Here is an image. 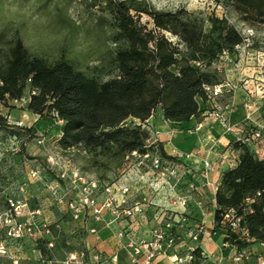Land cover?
Wrapping results in <instances>:
<instances>
[{"label":"trees","instance_id":"obj_1","mask_svg":"<svg viewBox=\"0 0 264 264\" xmlns=\"http://www.w3.org/2000/svg\"><path fill=\"white\" fill-rule=\"evenodd\" d=\"M227 1L244 25L264 29V0ZM90 7H100L113 21L106 20L117 45L116 75L103 80L78 70L65 58L50 63L32 55L19 35L10 38L0 29V104L10 108L11 102L22 101L29 91L30 113L51 115L63 123L59 143L64 151L108 156L118 162L117 170L134 152L176 160L165 152L163 143L149 144L150 119L161 112L175 126L192 119L202 122L206 112L213 110L205 88L222 83L216 66L225 54L237 52L243 34L226 18L212 16L206 28L184 10L159 11L140 0H91ZM143 16L150 24L142 23ZM130 119L136 124L129 126ZM8 128L0 109V131ZM226 151L236 157L234 165L222 172L216 192L214 232L225 234L223 214L237 210L250 240L230 234L224 242L247 250L254 243L264 244V159L252 144L236 137L230 138ZM258 194L254 203L246 205ZM60 231L55 230L58 236ZM52 233L39 239L44 255L57 238Z\"/></svg>","mask_w":264,"mask_h":264},{"label":"rangeland","instance_id":"obj_2","mask_svg":"<svg viewBox=\"0 0 264 264\" xmlns=\"http://www.w3.org/2000/svg\"><path fill=\"white\" fill-rule=\"evenodd\" d=\"M90 1L35 0L34 11L29 9L25 13L10 14L16 22L0 29L10 38L19 35L34 56L44 58L50 63L65 58L78 70L107 80L116 75L114 59L117 45L112 40L114 29L106 20L113 21L100 7L91 8ZM140 1L151 4L159 11L184 10L203 21L206 28H210L209 18L217 16L226 18L242 34L253 30V44L240 51L237 56L223 58L221 62L225 68L220 71L216 66V69L223 82L227 81L226 74H229L234 82H237L240 76L262 78L264 29L244 25L227 0ZM4 2L5 0H0V9L3 8ZM18 2L21 8H24L30 0ZM150 22L147 16H143L142 23ZM149 27L151 28V25ZM33 37L36 45L31 43ZM257 78L253 80L255 87L259 86L257 83H261ZM29 96L28 91L22 101L11 102L10 108L0 104L1 113L9 124L8 129L0 131V218L7 213L10 199L28 202L24 218H31L29 211L39 210L40 213L34 216L36 225L39 228L50 226L57 238L54 241L55 247L52 250L47 248L46 255L39 250L40 240L26 238L15 242L8 241L5 243L8 250H5V254L0 253V264H15L14 260H17L18 264H62L69 254L85 248L86 232L75 228L66 203H60L59 194L52 189L57 177L56 172L53 170V174L49 168L48 157L59 159L62 163L70 162L91 180L103 179L105 184L116 182L122 175L117 170L118 162L108 156H92L78 149L64 151L59 143L63 123L51 115L40 117L30 113L27 110ZM160 117L161 112H156L153 118L161 120ZM127 124L133 126L136 121L130 119ZM29 128H33L35 132H28ZM40 140L44 143L40 144ZM32 170H38L39 175L33 177ZM64 189L68 191L69 187L64 186ZM70 196L69 193L67 198ZM210 215H214V210ZM57 228L61 229L60 236L55 232ZM217 233L220 235L219 231ZM6 238V230H0V243L5 242ZM216 240L218 238L214 236L213 241ZM218 241L220 243L221 240ZM114 251L91 250V253L102 252L103 255H110Z\"/></svg>","mask_w":264,"mask_h":264},{"label":"built area","instance_id":"obj_3","mask_svg":"<svg viewBox=\"0 0 264 264\" xmlns=\"http://www.w3.org/2000/svg\"><path fill=\"white\" fill-rule=\"evenodd\" d=\"M254 35L253 30L243 34L244 42L236 47L237 52L233 56H237L240 51L249 48L253 44L252 37ZM227 56L230 55L225 54L223 58ZM254 79V76H249V78L240 76L237 82L222 81L216 86H206L208 101L212 103L213 110L206 112L204 116L205 119L220 125L230 137L240 138L252 144L256 155L260 159H264V125L251 120L255 110L259 108L253 99L264 100V87L257 85L258 89L256 90L253 87ZM260 82L264 86V74ZM241 88L246 91L249 98V101L244 105L247 124L236 126L232 124V114L236 108L235 102L226 103L225 97L228 94H235ZM148 130L151 133L149 144L153 145L157 142L152 140L153 131L150 126ZM176 131L177 128H173L170 134H175ZM39 143L43 144L44 141L40 140ZM182 157V155H177L176 160H166L158 155L150 153L142 155L134 152L126 158L127 162L121 177L131 174L132 171L136 173V176H141L142 170L149 165V172L156 180L155 187L158 190L160 186L172 180H179L178 168ZM47 161L49 168L57 171L58 180L52 186L55 193L59 194L64 182L70 183L72 189L77 192V198L68 203L72 218L79 220L86 214H91L95 222L106 223L109 228L115 227L114 233L124 249L115 250L110 255H103L102 252L93 254L88 248H83L69 254L62 264H226L228 261L232 264H249L254 257V254L248 250H231L236 247L229 241L223 243V250H221L222 253H229L227 261L223 254L216 258L203 250L200 242L207 234L206 227L199 222L194 225L188 224L189 199L187 197L169 198L167 207H159L154 205L149 198L134 194L132 192L133 183L117 180L111 184H103L99 180H91L70 162L62 163L53 157H48ZM204 165L207 171H213L211 163L205 162ZM31 175L36 177L39 175V171L32 170ZM133 178L135 177H132V181H136ZM190 189L194 191L195 186L191 185ZM258 197L259 194L254 198L247 199L246 205L254 203ZM58 200L60 203L63 202V198L60 196ZM28 206V202L9 200V209L0 218V230L5 229L7 237L5 242L0 243L1 254H5V250H8L5 245L8 241L15 242L26 238L39 240L53 236L49 226L39 228L36 225L34 216L40 213L39 210L29 211L31 218H24V212ZM150 207L156 209L154 214L156 226L149 231L147 238L138 236L134 230L135 226L139 223V219L146 217ZM105 213L111 216V220L106 221ZM222 224L225 228V234H222L224 238L234 234L241 240H250L249 232L243 225V217L238 215L237 210L225 211ZM90 233L97 234V229L92 228ZM48 246L50 249L54 248L53 240ZM122 252H125L127 257ZM14 261L15 264H18L17 260ZM256 264H264V252L256 256Z\"/></svg>","mask_w":264,"mask_h":264},{"label":"crops","instance_id":"obj_4","mask_svg":"<svg viewBox=\"0 0 264 264\" xmlns=\"http://www.w3.org/2000/svg\"><path fill=\"white\" fill-rule=\"evenodd\" d=\"M218 68L222 71L225 65L221 62ZM226 75L227 81H234V79L231 80L229 74ZM255 77L257 78V76ZM257 79L261 81V78ZM253 84V87L257 90L256 84ZM257 85L264 87L261 83H257ZM253 100L259 108L255 110V114L251 120L264 125V100L260 98ZM225 101L226 103L234 101L236 105L235 111L232 114V124L236 126H241L242 123L247 124V114L244 105L249 101V98L246 91L241 88L235 94H228L225 97ZM160 118L161 120H154L152 118L149 121V126L153 131L152 140L163 143L165 152L169 156L174 158L177 155L183 156L178 168L179 180H172L160 186L157 190L155 187L156 180L149 172V165L142 170L141 176H136V173L132 171L131 174L121 177L119 180L121 182L133 183L132 192L134 194L149 198L154 205L159 207H167L169 198L187 197L189 199L187 211L189 217L188 224L194 225L199 222L203 223L206 227L207 234L200 242L201 248L216 258L221 257L223 254L225 261H227L229 253H222L221 251L223 250L224 237L222 234L218 235V233L214 232V215L211 216L210 213L214 210L215 214L217 207L215 196L221 181L222 172L234 164L236 157L226 151L231 137L220 125L214 124L209 119L204 118L202 122L192 119L189 122L175 126L166 122L162 114ZM173 128H177V131L175 134H170ZM156 134L157 136H155ZM205 162L212 164L213 171L205 169ZM54 171L57 173L56 170ZM118 172L122 174L123 169H119ZM132 177H135L133 179L136 181H132ZM99 181L104 184L103 179ZM191 185L195 186L194 191H191ZM61 186L59 196L63 198L62 203H66L68 207V203L77 198V192L72 189L71 184L68 182L62 183ZM64 186L65 188L69 187L68 191L71 194L69 198H67L69 193L64 189ZM155 211V208L150 207L146 217L139 219V223L134 229L138 236L147 238L149 231L156 226L154 221ZM69 213L71 220H74L70 211ZM104 217L106 221L111 220V216L107 213H105ZM210 220L212 221L209 224ZM73 223L77 230L86 232L85 248L92 250V252L94 250H109L110 252L113 250H124L114 233L116 228H109L103 222H95L91 214H86L79 220H74ZM92 228L97 229V234L93 235L90 233ZM214 236H217L218 240H221L220 243H218V240L213 241ZM20 249L24 250V248ZM247 250H251L254 254L249 264H256V256L264 252V244L254 243ZM122 253L127 257L125 252ZM226 264H232V262L228 261Z\"/></svg>","mask_w":264,"mask_h":264},{"label":"clouds","instance_id":"obj_5","mask_svg":"<svg viewBox=\"0 0 264 264\" xmlns=\"http://www.w3.org/2000/svg\"><path fill=\"white\" fill-rule=\"evenodd\" d=\"M34 4H35V0H30V3L27 6L21 8L18 0H5L3 8L0 9V27L8 26L16 22L15 20H13L12 16L10 15L12 13H25L28 12L29 9L34 11V7H33ZM31 43L36 45L34 41V37ZM25 47H27V45H25Z\"/></svg>","mask_w":264,"mask_h":264}]
</instances>
